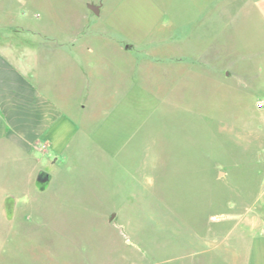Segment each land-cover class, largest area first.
I'll return each instance as SVG.
<instances>
[{
	"label": "rangeland",
	"instance_id": "rangeland-1",
	"mask_svg": "<svg viewBox=\"0 0 264 264\" xmlns=\"http://www.w3.org/2000/svg\"><path fill=\"white\" fill-rule=\"evenodd\" d=\"M258 1L0 0V43L78 46L42 88L79 125L0 264H264Z\"/></svg>",
	"mask_w": 264,
	"mask_h": 264
},
{
	"label": "crops",
	"instance_id": "crops-1",
	"mask_svg": "<svg viewBox=\"0 0 264 264\" xmlns=\"http://www.w3.org/2000/svg\"><path fill=\"white\" fill-rule=\"evenodd\" d=\"M61 35L55 34L52 44L0 43V213L4 226L14 223L15 213L30 210L32 196L48 190L54 176L46 166L53 162L56 166L68 148L72 154L78 146V123L42 88L47 75L54 78L58 57L72 60L78 53L77 45L57 39ZM222 72L220 67L219 75ZM89 83L86 79L87 88ZM262 102L257 107H264ZM40 173L48 177L46 182L38 180Z\"/></svg>",
	"mask_w": 264,
	"mask_h": 264
},
{
	"label": "water",
	"instance_id": "water-1",
	"mask_svg": "<svg viewBox=\"0 0 264 264\" xmlns=\"http://www.w3.org/2000/svg\"><path fill=\"white\" fill-rule=\"evenodd\" d=\"M88 8L96 15L99 13V6L89 4ZM128 47H129V45L126 46V48H128ZM38 180L40 182H46L48 180V177H38Z\"/></svg>",
	"mask_w": 264,
	"mask_h": 264
},
{
	"label": "built area",
	"instance_id": "built-area-1",
	"mask_svg": "<svg viewBox=\"0 0 264 264\" xmlns=\"http://www.w3.org/2000/svg\"><path fill=\"white\" fill-rule=\"evenodd\" d=\"M262 104H263L262 101H258V102H257V105H258V106H262Z\"/></svg>",
	"mask_w": 264,
	"mask_h": 264
},
{
	"label": "flooded vegetation",
	"instance_id": "flooded-vegetation-1",
	"mask_svg": "<svg viewBox=\"0 0 264 264\" xmlns=\"http://www.w3.org/2000/svg\"><path fill=\"white\" fill-rule=\"evenodd\" d=\"M41 177H47L44 173H40Z\"/></svg>",
	"mask_w": 264,
	"mask_h": 264
},
{
	"label": "trees",
	"instance_id": "trees-1",
	"mask_svg": "<svg viewBox=\"0 0 264 264\" xmlns=\"http://www.w3.org/2000/svg\"><path fill=\"white\" fill-rule=\"evenodd\" d=\"M38 177H41V175H39Z\"/></svg>",
	"mask_w": 264,
	"mask_h": 264
}]
</instances>
